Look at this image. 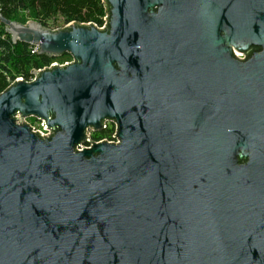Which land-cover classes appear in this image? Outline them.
<instances>
[{"label": "water", "instance_id": "95a60500", "mask_svg": "<svg viewBox=\"0 0 264 264\" xmlns=\"http://www.w3.org/2000/svg\"><path fill=\"white\" fill-rule=\"evenodd\" d=\"M104 1V29L0 14L73 60L0 94V264H264V0Z\"/></svg>", "mask_w": 264, "mask_h": 264}, {"label": "trees", "instance_id": "16d2710c", "mask_svg": "<svg viewBox=\"0 0 264 264\" xmlns=\"http://www.w3.org/2000/svg\"><path fill=\"white\" fill-rule=\"evenodd\" d=\"M0 14L7 20L26 25V18L49 30L62 29L69 24L94 25L103 28L108 16L104 0H0ZM25 15L23 20L20 17ZM63 27V28H64ZM68 56V55H66ZM54 62L46 56L33 54V47L14 44L0 24V94L18 78L30 80L31 73L49 67ZM114 125L93 134L92 140L113 141Z\"/></svg>", "mask_w": 264, "mask_h": 264}, {"label": "built area", "instance_id": "2783aa9c", "mask_svg": "<svg viewBox=\"0 0 264 264\" xmlns=\"http://www.w3.org/2000/svg\"><path fill=\"white\" fill-rule=\"evenodd\" d=\"M104 28H105V26H104L103 28H100V29H104ZM56 30H57V29H56ZM37 52H38V48H37V47H33V54H36ZM71 63H73V60L70 61V62L63 63V64H59V63H54V62H53L49 67H45V68H43V69L35 70V71L41 72V71L45 70L46 68H47V69H48V68H52V66L55 65V64H57V65L63 67V66H66L67 64H71ZM18 79H20V78H18ZM22 79H23V78H22ZM16 80H17V79H16ZM16 80H15V81H16ZM15 81L10 82L9 87H10L11 85H13V84L15 83ZM33 81H34V78L31 76V77H30V80L27 81V82H33ZM30 121H34V122H30ZM25 123L28 124L30 127L34 128V129H33L34 133H37V131H38V132H39V135H41V137H49L50 134H51L49 130L45 129V125H44L43 122H38L37 120H35V119H33V118H30V119H26V120H25ZM109 125H113V124H107L106 128H107ZM114 127H115V126H114ZM93 134H95V133H91V134H90V139H91V140H92V135H93ZM115 135H116V127H115V133H114V135H113V141L102 140V141H100V142H95V143H102V142H104V141H106V142H110V143H117V141L114 139ZM92 141H93V140H92ZM93 142H94V141H93ZM79 151H82V150H79Z\"/></svg>", "mask_w": 264, "mask_h": 264}, {"label": "rangeland", "instance_id": "374dc122", "mask_svg": "<svg viewBox=\"0 0 264 264\" xmlns=\"http://www.w3.org/2000/svg\"><path fill=\"white\" fill-rule=\"evenodd\" d=\"M21 18L24 20L26 16L22 15L20 19ZM25 20L27 21V23L34 22L30 18H26ZM59 27L63 28L64 27L63 23H60ZM70 61H72V58L70 56H65L60 59H54V63H59V64H63V63L70 62ZM30 122H34V121H30Z\"/></svg>", "mask_w": 264, "mask_h": 264}]
</instances>
